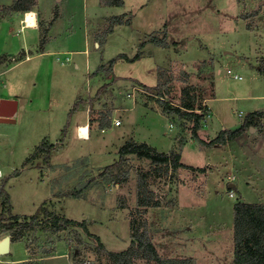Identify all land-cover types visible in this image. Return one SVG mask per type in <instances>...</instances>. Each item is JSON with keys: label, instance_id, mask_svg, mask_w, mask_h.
<instances>
[{"label": "rangeland", "instance_id": "obj_1", "mask_svg": "<svg viewBox=\"0 0 264 264\" xmlns=\"http://www.w3.org/2000/svg\"><path fill=\"white\" fill-rule=\"evenodd\" d=\"M124 2L104 11L122 12L116 15L122 14L124 22L113 25L100 47L89 42V60L72 54L63 65L64 55L55 54L21 61L36 51L44 25L39 22L38 30H20L22 16L3 11L11 0H0V55H5L0 58V99L18 101L16 121L0 122V184L5 180L12 213L29 217L40 208L41 220L46 216L43 209L84 220L106 249H126L133 222L144 225L161 256L192 257L195 264H230L233 204L264 202V154L258 156V145L251 149L232 144L229 151L235 161L212 160L213 146L221 145L202 148L192 137V123L169 118L141 84L168 88L166 98L174 103L194 97L196 104L204 105L208 100L211 113L201 121L204 130H198L205 142L221 127L235 129L246 113L264 105L260 96L264 94V0ZM253 11L256 14L251 16ZM109 17L92 21L94 33L102 34L110 25ZM151 35H165L167 46L148 41ZM143 41L139 59L117 58L109 72H95L119 53L132 56ZM66 43L70 40L63 33L49 32L42 48ZM233 73L241 78H233ZM105 75L122 78L117 81ZM97 91L98 99L94 98ZM70 107L73 114L67 116ZM30 108L40 110L28 113ZM101 111H107L111 123L119 119L120 124L102 130ZM74 118L91 122L94 130L89 139L72 132ZM246 132L250 137L259 135L254 129ZM128 138L145 141L159 151L180 152L182 162L202 165L204 170H174L166 163L128 155L112 176L99 177L80 198L66 196L118 160V149ZM44 140L53 143L49 161L40 153L23 165ZM16 170L19 174L13 175ZM144 172L158 206L138 204L137 184ZM229 174L235 175L234 197L228 196L225 183ZM5 235L10 234L0 233V239ZM19 236L11 240L8 253L0 254V264H66L80 259L110 264L79 226L53 232L40 223ZM134 264L153 263L138 258Z\"/></svg>", "mask_w": 264, "mask_h": 264}, {"label": "trees", "instance_id": "obj_2", "mask_svg": "<svg viewBox=\"0 0 264 264\" xmlns=\"http://www.w3.org/2000/svg\"><path fill=\"white\" fill-rule=\"evenodd\" d=\"M103 3L122 5L123 0H102ZM35 0H11V3L4 7L3 11L12 12H26L31 10L35 5ZM0 11V12H3ZM256 14L253 11L250 15ZM246 17V16H244ZM110 18V25L98 35L96 42L98 47L102 45L108 32L112 31L114 24H121L124 22L121 15H112ZM247 28H251L249 23L246 24ZM45 31L41 32L40 40L38 43V49L42 48V43L45 40ZM165 35L162 38H158L156 35H151L148 41L158 46H167ZM145 45V41L138 44L136 52L132 56H128L126 53H119L117 56L107 61V64H101L95 72L105 71L109 72L111 66L117 58H122L127 61H134L139 59L144 51L142 48ZM23 53V51H22ZM5 55H0V58H4ZM1 62V61H0ZM262 68H260V71ZM144 86L146 92L152 97H156L158 103L161 106V110L169 118L173 119L174 116L181 118L182 120L190 121L191 134L198 142L204 145H224L227 142L233 141L238 135L247 130L249 127H257L258 130L263 128L264 112L259 110H253L244 116L242 122L235 129H223L209 142H205L198 136V130L201 127V121H203L206 114H209L206 104L204 105L199 102L196 104L194 97L188 99H182L180 103H174L166 96L169 94L168 88L163 87L161 84L154 86ZM164 88V89H163ZM98 94V92H97ZM96 94V95H97ZM73 112V109H72ZM100 118L99 126L101 128L109 125L107 115ZM52 144L47 143L45 140L33 151L30 157H27L23 163L27 164L29 160L35 158L40 153L43 154L46 161H49ZM118 160L111 164L104 166L99 169L97 177L93 175L88 181L80 185L77 190H74L66 196L80 198L81 192L89 188L93 182H96L98 178L112 176V171L115 167H119L127 159L128 155H136L137 157H145L151 162L156 164H164L171 166L174 170L182 167L187 169L195 170L200 167H194L192 165L181 162L180 152L169 150L168 152L159 151L155 146L146 143L145 141L138 142L133 138H128L118 149ZM19 171H13V175H18ZM148 173H141L137 184V196L138 204L144 208L148 206H158L159 201L155 200L152 190L149 184L146 182ZM94 178V179H93ZM95 180V181H94ZM5 180L0 184V233L7 232L10 234V239L20 237V233L24 230L33 229L40 223L43 226L50 228L53 232L67 229L68 227L79 226L86 235L91 237L95 241L96 251L104 256L107 263L110 264H134L138 258H145L153 264H195L192 257H171L161 256L151 238L148 237L146 228H141L140 225H135L131 222L132 231L130 234V242L126 249L120 251H112L106 249L104 243L100 237L92 233L85 221H77L75 219L67 218L54 211L43 209L46 213L43 220L40 219L39 212L40 208L30 215L29 217L20 216L17 213H12L10 197L5 189ZM234 186L230 189L233 190ZM235 189V188H234ZM141 228V229H140ZM232 261L230 264H264V202H246L243 200H237L233 204V221H232ZM75 254L79 253V249L76 247L74 250Z\"/></svg>", "mask_w": 264, "mask_h": 264}, {"label": "crops", "instance_id": "obj_3", "mask_svg": "<svg viewBox=\"0 0 264 264\" xmlns=\"http://www.w3.org/2000/svg\"><path fill=\"white\" fill-rule=\"evenodd\" d=\"M35 1H36L35 5L33 6V8L31 10H29V11H34L36 14V24L34 26L33 25L30 27L25 26V23L23 22V18L27 12H24V13L14 12V13H12V15L14 14L15 16H19V15L22 16V18L20 19L22 21V24L20 25V27H21L20 30H22V28H31V29L38 30L39 29L38 23L40 22V24L44 25V27L41 28L40 31L41 32L43 30L45 31V40H48V33L49 32H52V33L54 32V33H59V34L63 33L65 38L68 40V42L70 40V44L66 43L64 47H59V48H55V49H53V48L38 49V44H37L35 46L36 51L31 53V55L27 54L26 58H23V57H25V56H23L21 58V61H24V60L30 61L39 55L55 54L57 56L58 55H60V56L64 55V59L61 60V64H63V65L65 63L68 64L71 61V55L72 54L84 55L85 62H87L89 60V50H88L89 42L92 41L98 46V43L96 42V39L98 37V33H94L93 29L91 28L92 21L103 20V19L107 18L108 15L109 16L116 15L117 12L115 10H113V12H110L111 14H108L107 12H104V11L114 9L118 6H122L125 3L124 0H123L122 5L103 3L102 0H35ZM123 12H125V11H123ZM46 13L49 16H46ZM119 13H122V12H118L117 14H119ZM41 32H40V34H41ZM76 41L78 42L77 43L78 45L72 46V44H75ZM30 48H34V46L30 47ZM23 50H27V49L24 48ZM77 65L78 64H76V66ZM9 69H8V71H9ZM93 70H94V68L92 69V71ZM106 77L111 78L110 75H108ZM121 78H122L121 76L120 77L113 76L111 79L118 81V80H121ZM104 83L108 84L107 81ZM260 96L264 99V94L260 95ZM94 98L98 99V94L95 95ZM25 99L26 98L24 97V100ZM207 102H208V100L206 101V104L209 108V114H210L211 108L209 107ZM71 103H72V100H69L67 102V106H70ZM132 109H130V110H132ZM39 110H40V108H30L27 110V112L28 113L34 112L36 114L37 111H39ZM255 110H259V111L264 112V105L261 106L260 109H255ZM251 111H253V110H251ZM101 112L105 113L107 111H101ZM84 113H85V111H84ZM104 113H101V115H103ZM238 113H237V115H238ZM72 114H73L72 109L70 107L69 111L66 112V115L71 116ZM107 114L108 113H106L105 115H107ZM17 115H18V112H17ZM241 116H243V115H241ZM73 121H74V123L71 122L72 123V127H71L72 132L76 133V136L78 138H82V140L89 139L91 137L92 131L94 130V129L93 130L91 129V122L87 118L86 119L74 118ZM98 122H100V120H98ZM113 122L111 123V120H109L108 126L115 125ZM68 123H70V122L68 121ZM82 125H84L88 128V134L85 135V137H81L80 132H78L79 134H77V128L78 127L80 128V126H82ZM104 128H101V129L104 130ZM223 129H225V128L221 127L219 130H217L216 134L213 133L214 135L212 136V138H214L218 134V132L223 130ZM252 129H254L259 135H253L252 137H250V136H248V134L245 130L240 135H238L233 141L227 142L223 146L222 145L221 146H215V147L213 146L214 150H216V151L214 153L215 158H213L212 160L216 161L220 158L221 159L220 161L222 162V161L229 160L230 158H232L233 161H235L236 157L234 158L233 153H231L229 151V148H230L229 146L232 144L235 147L243 145V147H245V148L248 147L251 149H253L254 146L258 145V147L261 148V150H259L261 153L258 156L261 157V154L262 153L264 154V120H263L262 130H258L257 127H252V128L249 127L247 130H249V132H251ZM201 130H204V128L201 127ZM199 134H200V132H199ZM199 137L201 139L203 138L202 136H199ZM253 138H255V139H253ZM201 145H202V148L208 147V146L203 145V144H201ZM238 150L241 151L240 149H238ZM198 151H199V153H202L201 148H198ZM225 162H227V161H225ZM188 165H190V164H188ZM192 166L202 168L201 171L204 170L202 165L201 166L200 165H192ZM196 170H199V169L196 168ZM228 177H232L230 182H227L228 179L225 181V183L227 184L228 190H229L233 186L235 187L236 181H235V175L234 174H229ZM9 248H10V245H9Z\"/></svg>", "mask_w": 264, "mask_h": 264}, {"label": "water", "instance_id": "obj_4", "mask_svg": "<svg viewBox=\"0 0 264 264\" xmlns=\"http://www.w3.org/2000/svg\"><path fill=\"white\" fill-rule=\"evenodd\" d=\"M18 112V101L14 98L0 99V122L14 123ZM252 128V127H250ZM11 243L10 235H5L0 239V254L9 252Z\"/></svg>", "mask_w": 264, "mask_h": 264}, {"label": "built area", "instance_id": "obj_5", "mask_svg": "<svg viewBox=\"0 0 264 264\" xmlns=\"http://www.w3.org/2000/svg\"><path fill=\"white\" fill-rule=\"evenodd\" d=\"M227 71L228 72H230V69H227ZM232 76H233V78H237V79H240L241 78V76L240 75H238V74H236V73H233L232 74ZM208 108V107H207ZM208 115V114H207ZM242 115V113L241 112H239L238 113V116H241ZM115 125H117V124H120V120L119 119H115L114 120V122H113ZM79 128V127H78ZM78 128H77V134H78ZM231 179H232V177H228V180H227V182H230L231 181ZM228 195L230 196V197H234V192H233V190L232 189H229L228 190ZM66 264H99V262H98V260L97 261H90V260H88V259H80V260H77V261H68Z\"/></svg>", "mask_w": 264, "mask_h": 264}, {"label": "bare ground", "instance_id": "obj_6", "mask_svg": "<svg viewBox=\"0 0 264 264\" xmlns=\"http://www.w3.org/2000/svg\"><path fill=\"white\" fill-rule=\"evenodd\" d=\"M27 13L24 15L23 22L25 26H34L36 24V14L34 11H26ZM81 137H85L88 134V128L84 125L78 128ZM79 134V133H78ZM88 137V136H87ZM2 239V238H1ZM10 249V248H9Z\"/></svg>", "mask_w": 264, "mask_h": 264}]
</instances>
